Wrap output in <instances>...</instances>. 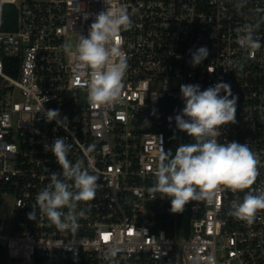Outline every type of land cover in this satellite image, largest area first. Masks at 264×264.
Returning <instances> with one entry per match:
<instances>
[{
  "label": "built area",
  "instance_id": "1",
  "mask_svg": "<svg viewBox=\"0 0 264 264\" xmlns=\"http://www.w3.org/2000/svg\"><path fill=\"white\" fill-rule=\"evenodd\" d=\"M112 5L125 7L132 21L119 44L129 67L122 96L96 105L87 99L91 69L75 53L105 0H0V264H108L113 248L116 264H264V211L252 223L229 214L245 192L264 191V0L240 9L235 0ZM5 9L12 22L4 21ZM246 24L256 26L262 45L251 56L237 42ZM70 40L74 49L65 48ZM202 46L209 55L193 67L190 53ZM221 81L230 84L237 110L218 142L249 145L260 161L256 181L173 213L169 198L153 199L148 189L161 147L174 154L192 139L178 130L177 142L168 141L154 110L171 99L180 113L182 84L204 90ZM48 109L68 118L67 129L46 121ZM57 137L71 144L73 163L83 160L99 176L95 199L78 205L84 216L75 232L58 231L36 205L50 174L61 172L44 148Z\"/></svg>",
  "mask_w": 264,
  "mask_h": 264
},
{
  "label": "clouds",
  "instance_id": "2",
  "mask_svg": "<svg viewBox=\"0 0 264 264\" xmlns=\"http://www.w3.org/2000/svg\"><path fill=\"white\" fill-rule=\"evenodd\" d=\"M105 3L107 9L96 15L88 35H78L75 53L76 59L91 69L86 83L87 99L96 105L110 104L122 96L123 80L129 67L119 44L121 32L129 30L132 21L125 7H113L112 0ZM244 3L246 0H235L234 6L240 9ZM255 30L253 24L239 29L237 42L249 56L262 46L255 37ZM68 47L65 45L66 49ZM190 54V63L195 67L208 57L209 50L202 46ZM221 92L224 94L220 95ZM180 94L184 107L175 115V125L179 131L187 133L192 142L179 144L174 154L161 147L155 183L148 189L153 199L156 194L169 198L173 213L183 212L190 201L213 197L221 188L232 192L251 189L260 163L247 143L218 142L220 127L236 123L237 97L230 84L221 81L204 90L198 84H182ZM45 117L47 122L55 120L58 127L67 129L68 118L61 117L58 109H48ZM168 119L171 122L173 117ZM44 148L55 157L61 172L50 174V182L36 195V205L58 231L75 232L79 218L84 216L83 210L78 211V205L95 199L99 176L93 174L83 160L73 163L68 158L71 144L66 143L64 137L55 138ZM259 211H264V191L249 190L241 202H232L229 214L252 223ZM35 216V208H32L28 218L32 220ZM116 255L115 248L106 253L108 264H116L112 259Z\"/></svg>",
  "mask_w": 264,
  "mask_h": 264
},
{
  "label": "trees",
  "instance_id": "3",
  "mask_svg": "<svg viewBox=\"0 0 264 264\" xmlns=\"http://www.w3.org/2000/svg\"><path fill=\"white\" fill-rule=\"evenodd\" d=\"M3 18L5 21V13H3ZM2 28H6L5 24L2 25ZM176 114H178V108L176 106V102L171 99H164L160 101L154 110V118L159 122L158 128L163 132L165 138L170 142H177L178 140V129L176 128L174 119ZM169 117H173L171 122H169Z\"/></svg>",
  "mask_w": 264,
  "mask_h": 264
},
{
  "label": "rangeland",
  "instance_id": "4",
  "mask_svg": "<svg viewBox=\"0 0 264 264\" xmlns=\"http://www.w3.org/2000/svg\"><path fill=\"white\" fill-rule=\"evenodd\" d=\"M6 14V21L8 22H12V20H14V15L11 13L10 9H5ZM68 45H69V49H74V41L70 40L68 41Z\"/></svg>",
  "mask_w": 264,
  "mask_h": 264
}]
</instances>
